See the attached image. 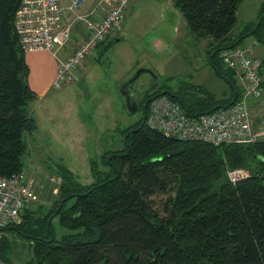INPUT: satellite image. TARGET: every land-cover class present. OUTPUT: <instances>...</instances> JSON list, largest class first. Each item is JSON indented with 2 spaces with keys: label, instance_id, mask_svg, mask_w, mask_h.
Segmentation results:
<instances>
[{
  "label": "trees",
  "instance_id": "trees-1",
  "mask_svg": "<svg viewBox=\"0 0 264 264\" xmlns=\"http://www.w3.org/2000/svg\"><path fill=\"white\" fill-rule=\"evenodd\" d=\"M171 1L196 37H208L209 66L228 82V93L192 83L173 91L165 82L128 111H140L137 120L116 128L124 146L103 161L108 170L89 158L93 179L83 183L55 161L60 182L53 207L44 213L28 208L21 222L0 227L32 241L24 264H264V137L213 144L167 136L145 123L148 103L159 94L178 100L188 115L238 99L240 85L219 54L250 34L264 48V0L250 29L235 39L228 33L243 0ZM19 2L0 0L2 176L24 168L27 135L37 129L30 109L37 94L14 28ZM239 166L249 175L232 184L226 170ZM55 218L67 230L58 237ZM7 247L2 236L0 264Z\"/></svg>",
  "mask_w": 264,
  "mask_h": 264
},
{
  "label": "rangeland",
  "instance_id": "rangeland-1",
  "mask_svg": "<svg viewBox=\"0 0 264 264\" xmlns=\"http://www.w3.org/2000/svg\"><path fill=\"white\" fill-rule=\"evenodd\" d=\"M61 1L68 4V0ZM259 2L244 1L238 25L255 15ZM93 4L94 0H85L74 15L85 12ZM207 38L196 37L189 30L184 16L171 0H129L122 30L89 60L81 81L52 88L45 97L32 103L37 129L27 135L29 152L24 157L26 168L23 169L39 185L26 209L44 213L53 207L60 182L50 179L57 176L55 161H62L83 183L93 179L89 158L96 160L99 169L108 170L103 161H109L114 154L111 150L124 146L115 128L126 126L141 115L140 111L129 114L119 91L120 84L139 67L151 69L157 77L144 71L131 82L130 92L138 105L147 93L167 83L173 91L191 83L210 87L212 91L221 87L223 81L208 66ZM249 42L253 54L262 59L263 45L253 35L239 41L243 45ZM251 118L255 130L264 129V103L253 104ZM53 224L57 237L67 231L57 218ZM0 236L7 239V259L24 264L30 256L32 241L13 232L0 231Z\"/></svg>",
  "mask_w": 264,
  "mask_h": 264
},
{
  "label": "built area",
  "instance_id": "built-area-1",
  "mask_svg": "<svg viewBox=\"0 0 264 264\" xmlns=\"http://www.w3.org/2000/svg\"><path fill=\"white\" fill-rule=\"evenodd\" d=\"M85 0H20L14 13V28L24 51L48 50L56 58L51 87L56 89L75 82L77 68L99 43L114 37L123 27L129 0H94L92 7L74 15ZM77 23V25H75ZM75 39L72 40V37ZM72 42L65 55L60 52ZM225 67L240 79V95L233 103L197 115H188L180 102L163 93L148 103L146 125L167 136L184 140L252 142L264 135L253 127L251 108L264 103V77L261 59L250 44H237L220 54ZM232 184L246 178L249 170L232 167L226 170ZM53 181L59 180L50 176ZM38 181L24 169L9 176L0 175V227L19 223L30 205ZM1 251V236H0Z\"/></svg>",
  "mask_w": 264,
  "mask_h": 264
},
{
  "label": "crops",
  "instance_id": "crops-1",
  "mask_svg": "<svg viewBox=\"0 0 264 264\" xmlns=\"http://www.w3.org/2000/svg\"><path fill=\"white\" fill-rule=\"evenodd\" d=\"M244 1H247V0H243L241 2L240 6H239V8L237 9V12H236L237 22H236L235 26L228 33V36L231 39H235L236 37H238L239 35L247 32L250 29L252 22L257 17L259 6H260V4H261V2L263 0H260V2L258 3L255 15L253 14L248 19H245V22H243L240 25H238L239 22H241V20L239 21V12H240L241 7L243 6ZM61 3L63 5H65L62 1H61ZM68 3H69V0H68ZM74 39H75V36L72 37V40H74ZM109 39L110 38L108 37L104 41L99 43L98 46L95 48L94 52L91 55L87 56L84 59V61L82 62V64H80L78 66V68H77L78 78L75 80L74 84L75 83L77 84V83H79L81 81L82 77L85 75V65L87 63L90 64L89 60L91 58H93L97 53L101 52L106 47V45H108ZM247 44H250L252 46V44L250 42L247 43ZM71 45H72V42H70L68 44V46H66L60 52V55H65L70 50V46ZM262 50H263L262 57H264V48H262ZM25 60H26V62L28 64V66H29V75H28L29 85L37 94L36 99H34L31 102L30 109H31V112H32V103L34 101H38V100L42 99L43 97H45L50 92V90L52 89L51 82H52V79H53L55 71H56V63L57 62H56L55 56H53V54L50 51H48V50L25 51ZM208 66H209V63H208ZM260 70H261V73H262V75L264 77L263 62L261 63ZM90 74H91V71H90ZM217 77L220 78L221 82L223 81V85H221V87L217 88L215 92L217 94H219V95H221V94L225 95L228 92V90H229V84L224 78H221L219 76H217ZM235 78L237 79V84H239L240 83V79L238 77H236V76H235ZM207 88H209L210 90L212 89L210 87H207ZM81 145H82V143H81ZM24 161L26 162V160H23V162ZM58 161H60V160H58ZM24 167H25V163H24ZM36 167H38L37 164H36Z\"/></svg>",
  "mask_w": 264,
  "mask_h": 264
},
{
  "label": "water",
  "instance_id": "water-1",
  "mask_svg": "<svg viewBox=\"0 0 264 264\" xmlns=\"http://www.w3.org/2000/svg\"><path fill=\"white\" fill-rule=\"evenodd\" d=\"M258 21H260V18L258 19ZM144 71L149 72L153 78L157 77V74H155L151 69L147 67H139L132 76H130L129 78H127L120 84L119 91L124 96V103L128 111L133 112L138 107V102L132 96L129 86L131 82H133L141 74V72H144ZM235 97H236V94H235Z\"/></svg>",
  "mask_w": 264,
  "mask_h": 264
},
{
  "label": "flooded vegetation",
  "instance_id": "flooded-vegetation-1",
  "mask_svg": "<svg viewBox=\"0 0 264 264\" xmlns=\"http://www.w3.org/2000/svg\"><path fill=\"white\" fill-rule=\"evenodd\" d=\"M138 107H139V105H138ZM138 107H137V108H138Z\"/></svg>",
  "mask_w": 264,
  "mask_h": 264
}]
</instances>
